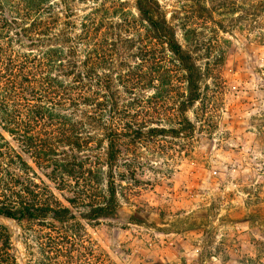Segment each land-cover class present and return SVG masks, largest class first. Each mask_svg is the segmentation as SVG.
Listing matches in <instances>:
<instances>
[{
	"label": "rangeland",
	"instance_id": "rangeland-1",
	"mask_svg": "<svg viewBox=\"0 0 264 264\" xmlns=\"http://www.w3.org/2000/svg\"><path fill=\"white\" fill-rule=\"evenodd\" d=\"M155 1L202 71L201 99L186 113L194 129L187 136L126 140L114 178L116 219L87 222L86 208L75 207L77 221L113 264H264V0ZM88 5L121 6L139 17L136 0ZM156 54L165 63L151 66L142 53L126 57L141 83L131 92L122 88L121 100L154 127H178L186 75L162 45ZM151 70L161 78L152 80ZM66 152L75 164V177L65 176L71 186L57 190L46 181L59 200L68 205L65 198L89 187L94 199L104 197L110 172L98 163L104 151ZM0 225L18 264L39 257L29 230L35 224L0 217Z\"/></svg>",
	"mask_w": 264,
	"mask_h": 264
},
{
	"label": "trees",
	"instance_id": "trees-1",
	"mask_svg": "<svg viewBox=\"0 0 264 264\" xmlns=\"http://www.w3.org/2000/svg\"><path fill=\"white\" fill-rule=\"evenodd\" d=\"M90 1L0 0V217L37 227L29 230L39 257L28 264H113L95 241L89 243L73 209L86 208L81 218L87 222L116 219L114 178L126 140L187 136L194 129L186 113L201 99L202 71L159 16L156 1L136 0L138 18L121 6L90 7ZM159 45L186 75L177 106L181 119L169 129L138 118L140 112L121 100L122 88L131 92L141 83L126 57L142 53L143 62L163 64ZM150 76L161 78L152 70ZM84 148L104 151L98 163L110 171L107 194L94 199L89 187L64 205L46 181L69 188L65 176L75 177V164L66 151ZM0 264H18L3 225Z\"/></svg>",
	"mask_w": 264,
	"mask_h": 264
}]
</instances>
